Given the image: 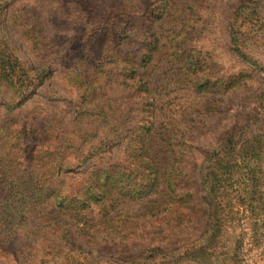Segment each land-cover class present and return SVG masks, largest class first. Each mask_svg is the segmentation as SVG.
I'll return each instance as SVG.
<instances>
[{
  "label": "trees",
  "instance_id": "16d2710c",
  "mask_svg": "<svg viewBox=\"0 0 264 264\" xmlns=\"http://www.w3.org/2000/svg\"><path fill=\"white\" fill-rule=\"evenodd\" d=\"M48 1L39 12L18 10L11 18L34 48L74 52L69 78L78 90L71 105L73 121L65 130L49 119L40 129L38 119L10 117L50 79L53 67L27 65L14 53L5 35L10 4L0 0V88L12 95L0 114V248L41 256L40 261L30 259L31 264H101L79 255L75 242L123 249L140 243L146 246L141 257L103 264H180L183 259L212 264L220 227L232 220L226 210L233 199L240 206L233 212L250 211L255 222L264 223V113L254 120L237 119L220 146L205 148L198 174L189 140L210 128L232 98L259 82L256 91L263 88L264 0H241L233 7L229 43L238 62L228 67L202 51L204 46L217 47L209 36L221 28L219 0ZM48 4L80 22L69 40L56 29L49 43L35 34L37 29L49 34L44 22L50 19ZM173 10L182 14L176 19L180 27L171 29L176 33L171 54L192 77L194 93L210 96L202 106L190 102L177 122L158 116L155 94L143 72L159 50V30ZM101 128L106 129L104 136L99 135ZM90 139L98 141L87 150L78 147ZM117 141L124 142L120 161L85 170ZM16 151L23 162L16 163ZM82 168L85 178L70 181L67 174ZM129 203L135 207L127 208ZM45 209L51 211L48 216ZM31 219L40 220L30 232L37 238L40 234L41 241L18 243L17 230ZM203 224L207 230L200 242L173 247L183 232ZM168 245L171 249L164 251Z\"/></svg>",
  "mask_w": 264,
  "mask_h": 264
},
{
  "label": "rangeland",
  "instance_id": "374dc122",
  "mask_svg": "<svg viewBox=\"0 0 264 264\" xmlns=\"http://www.w3.org/2000/svg\"><path fill=\"white\" fill-rule=\"evenodd\" d=\"M10 5L9 16L6 23L5 35L10 41V46L14 53L20 57V59L27 65L33 66H49L53 67V74L50 79L37 88L36 94L17 109L13 110L10 117L16 118L18 121H29L32 119H38V123L35 125H41L40 129L48 125V120L53 119L58 127L67 130L72 126L70 123L73 121L72 102L75 101L78 90L73 86V83L69 81L70 75L73 72L74 66L71 62V58L74 52H68L64 47L56 48L49 46L48 48L39 50L34 48L33 41L29 40L26 32L23 30L20 23L15 21L14 15L18 10H28L31 12H39L40 8L49 3L48 0H3ZM241 0H219V8L221 11V17H218V22L221 26L219 33L209 36V42L216 43L217 49L214 45L204 46L202 50L205 55L213 54L220 63L225 67H228L232 62H238L235 55L230 51V37H229V19L233 7L238 5ZM50 11L49 21H44L47 26L48 36L41 32L40 29L36 30V33L40 37H45L46 42H50L54 37L52 36L53 29L62 32L60 37H64V40H69L73 37L75 31L74 28L79 26L76 19L67 18L58 13L54 4H48ZM174 15L168 18L167 23L162 30H159L160 35V47L155 54L151 64L144 69L146 72L145 77L148 79L151 90H153L157 101V113L161 116V119L175 120L176 122L180 118L182 110L193 102L197 106L206 104L207 100H210V96L196 95L192 89V77L187 74L181 65L177 63L171 54L170 42L171 38L176 33L171 31L172 28L180 27L176 19L180 18L182 11L173 10ZM80 28V27H79ZM215 48V52H213ZM202 54V56H204ZM233 54V55H232ZM110 74L106 75L105 80H109ZM103 82V80H102ZM261 83L252 88V90L246 91L234 98L229 102L228 109L223 115L214 119L212 126L206 130L199 131L190 138L189 144L197 154V162L195 167V173L198 174L200 166L204 158V150L209 147H218L221 145L224 133L230 127L233 126L237 119H255L258 114L264 113V96L261 93L264 91L260 88L256 91V88L260 87ZM197 96L194 98L191 94ZM11 92L7 88H0V114L5 113L4 103L11 100ZM125 103L122 99L120 103ZM130 103V100H127ZM135 114V112H134ZM133 114V121L135 116ZM251 120V122H252ZM106 133V129L101 128L99 135ZM102 138L99 136L98 139ZM98 139H93L90 142H85L84 145H78L83 150H87L92 144L96 143ZM123 141V140H122ZM115 142L116 146H112L107 152L102 153L98 158L93 159L90 164L86 165V171L89 172L92 166H105L121 160L123 156V143ZM14 155L17 158L16 163L23 162L19 152ZM77 160L73 161L76 162ZM19 166L17 169H19ZM79 173L70 172L67 174L70 181H80L85 178L86 175H82V170ZM82 178V179H81ZM232 197V196H231ZM224 199L223 202H225ZM236 203V199L230 202V208L226 210V214H229L228 221H226L220 228H215L217 232V244L214 248V256L212 257V264H264V223L255 222L250 211L246 212H233V209L237 210L239 205ZM127 208L133 209L135 205L129 203L125 205ZM241 209V208H240ZM98 211V209H97ZM40 214V209L38 210ZM45 214L51 213V211L45 209ZM39 216V215H38ZM34 220H30V225L21 226L17 230L16 240L21 243L32 242L37 245L41 241L40 234L37 238L35 232H30L31 228H36V224L39 223ZM34 221V222H33ZM256 224H255V223ZM206 224L202 226L189 228L183 234H181V240L178 245L173 247H184L190 245L193 241L200 242L206 233ZM22 233V234H21ZM47 240L44 241L47 244ZM77 247V253L82 257L87 258L89 261L103 264L104 260H119L124 259L128 262L131 259L141 257L144 253L145 245L141 246L140 243L136 246L128 248H122L120 245H108L98 244V246H86L82 243L75 242ZM91 247L95 252H91ZM41 253V246L38 247ZM122 249L124 252H122ZM171 246H164V251H169ZM122 252V254H121ZM30 259H37L40 261L41 256L25 255L20 251H15L13 248L5 247L0 248V264H31ZM161 264H173V263H161ZM180 264H197L186 261L183 259ZM211 264V263H210Z\"/></svg>",
  "mask_w": 264,
  "mask_h": 264
}]
</instances>
